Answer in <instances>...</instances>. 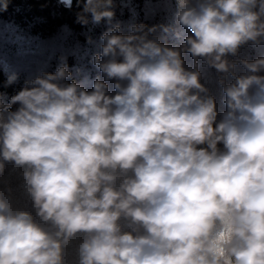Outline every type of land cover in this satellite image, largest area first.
<instances>
[{"label": "clouds", "instance_id": "clouds-1", "mask_svg": "<svg viewBox=\"0 0 264 264\" xmlns=\"http://www.w3.org/2000/svg\"><path fill=\"white\" fill-rule=\"evenodd\" d=\"M114 17V0H83L76 23ZM100 42L91 91L61 57L0 93V264H264V55L230 59L264 45V0H175L171 24Z\"/></svg>", "mask_w": 264, "mask_h": 264}, {"label": "trees", "instance_id": "trees-1", "mask_svg": "<svg viewBox=\"0 0 264 264\" xmlns=\"http://www.w3.org/2000/svg\"><path fill=\"white\" fill-rule=\"evenodd\" d=\"M83 6V0H72L71 7H66L60 0H10L7 11L0 12V93L5 94V102L24 86L26 80L32 79L42 71L55 72L58 65L67 64L71 77L65 81L75 80L83 83L86 90L91 91L92 82L101 76L91 63L94 54L100 51V36L103 32L120 23L125 34L131 23L171 24L175 11V0H114L115 17L109 24L106 20L99 24L89 23L81 26L76 23V15ZM190 34L182 30L180 37L166 34L164 43L177 45L184 35ZM91 38V43L89 42ZM264 55V45L254 47L243 46L238 56L230 59H255ZM185 66L192 68L193 58L183 54ZM202 72V83H205L215 96L219 112L225 110L224 94L216 84L217 75L214 69L204 66L198 60ZM238 74L244 69L238 66ZM17 73L18 80L6 86L10 73ZM109 94H114V81H107ZM18 106H13V110ZM222 147V145L220 146ZM11 165H9V168ZM19 183L13 177L14 186ZM18 206L31 210L30 199L17 191ZM69 264H76L74 253L68 256Z\"/></svg>", "mask_w": 264, "mask_h": 264}]
</instances>
